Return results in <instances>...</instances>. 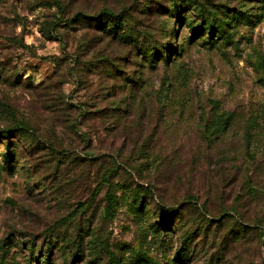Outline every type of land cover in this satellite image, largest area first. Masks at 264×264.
Returning a JSON list of instances; mask_svg holds the SVG:
<instances>
[{
	"label": "rangeland",
	"instance_id": "374dc122",
	"mask_svg": "<svg viewBox=\"0 0 264 264\" xmlns=\"http://www.w3.org/2000/svg\"><path fill=\"white\" fill-rule=\"evenodd\" d=\"M174 1L0 0V264H264V0ZM125 6L128 41L97 17Z\"/></svg>",
	"mask_w": 264,
	"mask_h": 264
},
{
	"label": "trees",
	"instance_id": "16d2710c",
	"mask_svg": "<svg viewBox=\"0 0 264 264\" xmlns=\"http://www.w3.org/2000/svg\"><path fill=\"white\" fill-rule=\"evenodd\" d=\"M173 2H175L174 0H172ZM184 2L187 4V6H192L193 4H196L198 3L199 4V0H184ZM178 6L177 3H170L169 6H168V10H167V14L169 15V13L171 14V8L172 6ZM183 5V3H182ZM179 6H181V3L179 4ZM60 9L62 8V5L59 6ZM147 8V10L149 9V7L145 6ZM181 8V7H180ZM126 12V13H125ZM76 16H77V19L80 20L82 18H85L86 15L84 14V12L82 10L78 11L76 13ZM104 16V22L107 20V19H111L114 21L112 27L110 28V30L114 29V33H117V31H122L123 34H125L124 36V41H128L129 39L128 38H131V33L133 32L135 34L134 31H132L131 29V23H130V20L128 18V9L126 8V6L123 8V12H115L113 9L111 8H108V7H104L100 13L97 15V17H102ZM95 17V16H93ZM96 18V17H95ZM66 23L68 22V19H65ZM202 22L203 24L205 25V28L207 30H212L215 25L211 24L210 22H207L206 18L204 17L203 15V19H202ZM221 28H223V26L221 25L220 26ZM125 28V29H124ZM143 34V33H141ZM23 44L26 46L27 44L24 43L23 39H21ZM152 46H155V45H151V46H148V48L152 47ZM90 62H88V64H86L88 67L90 66L89 64ZM118 65L116 63H113L111 62L109 65L106 64L103 68L105 71L109 72V74H112V75H117L116 71H115V67H117ZM89 70H92L91 68H89ZM50 98H53V97H50ZM54 99V98H53ZM65 101V100H64ZM52 102H56V101H52ZM216 103L213 105V108L216 110L214 113V117L210 118L208 121H206L205 123V126H204V129H203V133L205 135L206 138H218L220 137L221 135H224L231 127L232 125L235 123L236 121V114L235 112L233 111H224V110H219V103L217 101H215ZM62 103H64L62 101ZM65 111H68L69 109L72 108V106H74L73 104L74 103H71V102H66L65 101ZM86 111L85 113L87 112V119H90V120H93L95 118H98V117H101V118H104L106 117L107 119H112V118H115L113 116H115L112 112V115L110 114V111L107 110V108L105 107H102L100 109H95L94 111H92L90 108H88V106L86 107H83ZM110 108V107H109ZM73 115V113H71ZM70 114V115H71ZM109 117V118H108ZM119 118V117H118ZM27 125V124H26ZM30 127L32 128V126L30 125L29 126V131L31 130ZM18 128H19V124H16L14 128L12 129H3V130H0V138H5V139H11V137L13 136V133L14 131H18ZM22 128V127H21ZM253 128V127H252ZM254 132L251 130V128H248L246 130V135L249 136H254ZM247 137V143L248 145L246 146V150H247V154H249V156L254 159L255 156H256V153L252 151V144H250L249 142V139ZM13 148V142L9 140V142L6 144V150L3 154V158H4V161L9 164L11 162V159H12V154H11V150ZM253 161V160H252ZM252 178L251 177H248L247 180H246V184L248 185V190L249 192H252V196H256V192L257 190L256 189H253V186H252ZM150 194H153V189L152 191H149ZM190 199H196L194 196H191ZM115 196L113 197H110L109 196V204H108V211L111 213V211L114 209L115 207ZM194 203H196L194 201ZM196 205V204H195ZM165 207V206H163ZM197 207V206H196ZM168 209H170V207H167ZM202 211L205 212V214H207L209 217H211L213 214L211 212V210H208V208L205 206V204L201 207ZM167 211V210H166ZM169 215H171L170 211L168 210ZM178 212L181 213V210L178 209ZM237 213L239 215V211H238V208H237V201H235L232 206L230 207H222L221 208V211L219 213V215H227L230 216V218L232 219V216L233 215H230V213ZM169 215L167 218H169ZM206 215V216H207ZM243 216V215H242ZM225 218V216H224ZM243 219V218H242ZM214 220H218V219H214ZM246 222V220H244ZM222 221H220L221 223ZM205 223L207 224V229H205L206 233L208 230H210V228L212 227V222L210 220H208L207 218L205 219ZM251 225H248V224H245L243 223V229L242 231L243 232H247V231H251L249 229L252 228V226L250 227ZM255 227H258V229L260 230V235H259V238L262 240V244L264 243V239H263V236H264V230L262 229L263 227L261 226V222L259 220L256 221V226ZM258 230V231H259ZM232 233H230L231 235ZM237 234V233H236ZM239 235H234V236H238V238L242 237L244 233L240 234L238 233ZM229 236V235H228ZM227 235H223V240H226L228 238ZM192 240V236H187L185 237L184 239V245L183 246V250H184V256L186 258V256L188 254H190V242Z\"/></svg>",
	"mask_w": 264,
	"mask_h": 264
}]
</instances>
